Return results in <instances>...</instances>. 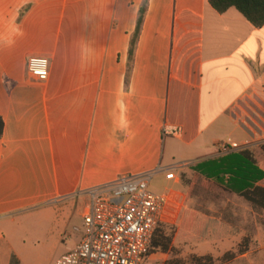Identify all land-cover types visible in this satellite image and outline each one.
I'll return each mask as SVG.
<instances>
[{"label": "crops", "instance_id": "0c3cea01", "mask_svg": "<svg viewBox=\"0 0 264 264\" xmlns=\"http://www.w3.org/2000/svg\"><path fill=\"white\" fill-rule=\"evenodd\" d=\"M142 2L0 0V264H37L28 243L82 216L79 191L123 174L169 182L167 169L223 154L220 143L264 138V25L208 0H147L129 57ZM30 57L48 60L44 81L27 74ZM254 208L262 222L232 236L246 249L235 264H263L249 259L264 249Z\"/></svg>", "mask_w": 264, "mask_h": 264}, {"label": "rangeland", "instance_id": "374dc122", "mask_svg": "<svg viewBox=\"0 0 264 264\" xmlns=\"http://www.w3.org/2000/svg\"><path fill=\"white\" fill-rule=\"evenodd\" d=\"M262 143L264 138L259 140V144L249 146L258 161L264 160V154L260 150ZM227 151L229 150L223 152ZM174 173L177 176L176 182H164L158 176L150 181L152 191L160 192L164 188L169 191V201L154 235L166 248L150 247L145 264H188L192 256L203 255L212 257L213 264H235L233 260L241 245L238 247L232 236H249L255 223L262 222V211L216 182L195 173L192 164L180 166ZM187 212L194 217L192 231L198 230L195 232L198 234L199 230L208 226L204 235L199 233L204 240L186 241L180 235L178 224L182 215ZM80 214L81 211L73 209L65 217L61 237L51 226L37 231L32 238L33 243L27 245L28 259L37 261V264H46L52 257L66 253V250L77 244L82 237ZM31 222L29 221V225ZM249 259L260 260L264 264V249L250 255Z\"/></svg>", "mask_w": 264, "mask_h": 264}, {"label": "built area", "instance_id": "2783aa9c", "mask_svg": "<svg viewBox=\"0 0 264 264\" xmlns=\"http://www.w3.org/2000/svg\"><path fill=\"white\" fill-rule=\"evenodd\" d=\"M26 72L33 79L44 81L48 60L30 57ZM219 148L229 150L225 143H220ZM175 168L167 169L166 179L177 181ZM149 182L148 174H123L76 193L86 201L81 216L82 237L53 264H145L151 239L169 201L167 189L152 191Z\"/></svg>", "mask_w": 264, "mask_h": 264}, {"label": "trees", "instance_id": "16d2710c", "mask_svg": "<svg viewBox=\"0 0 264 264\" xmlns=\"http://www.w3.org/2000/svg\"><path fill=\"white\" fill-rule=\"evenodd\" d=\"M209 4L219 13L225 12L230 7H234L249 23L255 28L264 25V0H208ZM147 0H143L137 18L135 31L130 43L129 57L132 56L137 40L140 25L145 12ZM3 132V120L0 116V137ZM260 150L264 154V143L260 145ZM195 173L210 179L221 185L226 190L234 193L255 207L264 209V187L258 185L264 179V160L258 161L253 151L248 148L237 149L225 152L216 157H211L199 161L193 165ZM263 183V182H262ZM191 213H184L179 221L180 235L186 241H202L203 235L208 230L207 227L197 231H192L194 217ZM158 230V226L154 232ZM206 230V231H205ZM194 232V233H193ZM152 237L150 247L165 250L166 245L161 244L156 237ZM239 248L238 253L245 251ZM16 259L13 257V261ZM17 261V260H16ZM15 261V262H16ZM188 264H213L212 257L208 255L192 256Z\"/></svg>", "mask_w": 264, "mask_h": 264}]
</instances>
